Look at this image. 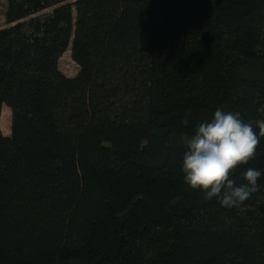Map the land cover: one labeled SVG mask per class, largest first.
Segmentation results:
<instances>
[{
    "label": "trees",
    "instance_id": "trees-1",
    "mask_svg": "<svg viewBox=\"0 0 264 264\" xmlns=\"http://www.w3.org/2000/svg\"><path fill=\"white\" fill-rule=\"evenodd\" d=\"M3 1L0 264H264V137L238 206L182 172L218 106L264 119V0Z\"/></svg>",
    "mask_w": 264,
    "mask_h": 264
},
{
    "label": "clouds",
    "instance_id": "clouds-1",
    "mask_svg": "<svg viewBox=\"0 0 264 264\" xmlns=\"http://www.w3.org/2000/svg\"><path fill=\"white\" fill-rule=\"evenodd\" d=\"M264 113V106L258 108ZM183 124L188 120L184 119ZM258 129V131H257ZM264 137V119L245 121L238 111L218 106L212 116L196 124L194 134L185 138L182 172L191 189H200L205 200L218 198L222 206L242 204L258 190L261 170L248 167L241 173L245 184L237 186L234 173L256 155Z\"/></svg>",
    "mask_w": 264,
    "mask_h": 264
},
{
    "label": "rangeland",
    "instance_id": "rangeland-1",
    "mask_svg": "<svg viewBox=\"0 0 264 264\" xmlns=\"http://www.w3.org/2000/svg\"><path fill=\"white\" fill-rule=\"evenodd\" d=\"M4 8V1L0 0V28L6 24L3 21L2 12ZM50 8L44 9L42 12L49 11ZM77 65L71 60L69 56V49L67 48L58 58V69L68 77H72L77 72ZM0 130L1 133L7 135L9 133V110L2 105L0 111Z\"/></svg>",
    "mask_w": 264,
    "mask_h": 264
}]
</instances>
